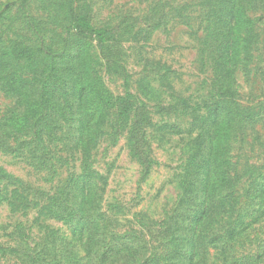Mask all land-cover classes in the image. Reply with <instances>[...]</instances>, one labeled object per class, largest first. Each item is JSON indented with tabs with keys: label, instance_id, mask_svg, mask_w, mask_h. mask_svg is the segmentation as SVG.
Returning <instances> with one entry per match:
<instances>
[{
	"label": "rangeland",
	"instance_id": "rangeland-1",
	"mask_svg": "<svg viewBox=\"0 0 264 264\" xmlns=\"http://www.w3.org/2000/svg\"><path fill=\"white\" fill-rule=\"evenodd\" d=\"M0 264H264V0H0Z\"/></svg>",
	"mask_w": 264,
	"mask_h": 264
},
{
	"label": "trees",
	"instance_id": "trees-1",
	"mask_svg": "<svg viewBox=\"0 0 264 264\" xmlns=\"http://www.w3.org/2000/svg\"><path fill=\"white\" fill-rule=\"evenodd\" d=\"M218 1V0H213ZM215 8V7H213ZM215 11L218 13L220 10L215 8ZM71 23L69 24V30H74L75 36L79 37L82 40L93 41L96 40L97 46L103 53L106 52L108 45L110 44V40L112 38L113 33L115 32L113 29L109 28H97L92 25L86 14H79L72 12L71 16ZM40 52L45 53L46 57L52 58L54 61H59V58L63 55V52H54L53 50L46 49L44 47L41 48ZM81 54H77V58L80 57ZM121 65L117 62H114L113 66H109L110 72H115L118 74H122L123 68L120 67ZM120 71H119V70ZM219 93V97L228 103H235V93L229 88H221ZM73 92H76L73 89ZM82 98V96H81ZM80 105V104H78ZM77 111V113H76ZM85 112L82 110L81 106L73 109V113L71 114L73 118H78V128L76 131L78 144L82 148V150L87 153L89 152L91 139L97 137L100 131V118L95 125L90 124L94 120V117H91L89 114H84ZM88 122V123H87ZM86 186V184H84ZM85 186L82 188L83 191L86 189ZM206 197V194L205 196ZM197 221V219H196Z\"/></svg>",
	"mask_w": 264,
	"mask_h": 264
}]
</instances>
